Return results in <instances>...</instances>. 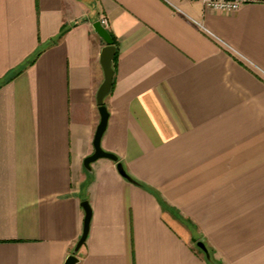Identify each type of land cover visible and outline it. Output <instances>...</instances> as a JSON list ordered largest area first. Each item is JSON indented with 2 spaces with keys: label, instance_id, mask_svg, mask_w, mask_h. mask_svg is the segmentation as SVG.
<instances>
[{
  "label": "crops",
  "instance_id": "1",
  "mask_svg": "<svg viewBox=\"0 0 264 264\" xmlns=\"http://www.w3.org/2000/svg\"><path fill=\"white\" fill-rule=\"evenodd\" d=\"M104 18L102 147L138 183L84 164ZM84 200L77 264H264V0H0V264H64Z\"/></svg>",
  "mask_w": 264,
  "mask_h": 264
},
{
  "label": "water",
  "instance_id": "2",
  "mask_svg": "<svg viewBox=\"0 0 264 264\" xmlns=\"http://www.w3.org/2000/svg\"><path fill=\"white\" fill-rule=\"evenodd\" d=\"M94 29L96 33L104 40L105 46L103 47L101 54H100V63L104 72V80L101 83L98 92H97V103L99 106V113H100V122L97 126L95 137H94V152L90 156L86 157L84 160V164L87 169H91V164L95 162L98 159L101 158H108L113 161L117 162V168L118 171L128 180L133 181L131 176L126 172L124 165L122 162L119 161L118 156L114 153L108 152L103 149L102 147V137L106 131L110 113L105 105V99L111 92L113 81H114V57L116 53V45L114 44V40L112 38L111 33L105 27L101 21H97L94 23ZM82 207L85 211V218H84V229L83 233L79 239V241L76 244V247L72 254H70L64 264H77L80 261L79 256L77 253L81 249V247L84 245L88 238L89 230H90V222L92 218V208L88 200H84L81 203ZM198 247L201 248L206 258L211 261V254L207 246L204 244V242L199 241L197 243Z\"/></svg>",
  "mask_w": 264,
  "mask_h": 264
},
{
  "label": "built area",
  "instance_id": "3",
  "mask_svg": "<svg viewBox=\"0 0 264 264\" xmlns=\"http://www.w3.org/2000/svg\"><path fill=\"white\" fill-rule=\"evenodd\" d=\"M206 8L221 12H235L238 11L243 5L259 3L263 0H201ZM102 24L106 25L107 20L102 19Z\"/></svg>",
  "mask_w": 264,
  "mask_h": 264
},
{
  "label": "trees",
  "instance_id": "4",
  "mask_svg": "<svg viewBox=\"0 0 264 264\" xmlns=\"http://www.w3.org/2000/svg\"><path fill=\"white\" fill-rule=\"evenodd\" d=\"M65 31V28H64V30H62V33L61 34H63V32ZM112 35V34H111ZM112 38H113V40H114V44L116 45L117 44V40L115 39V37L112 35ZM116 59H117V53H115V57H114V61H113V65H114V63L116 62ZM114 82V81H113ZM135 180H133V182H134ZM136 182V181H135ZM136 183H138V182H136Z\"/></svg>",
  "mask_w": 264,
  "mask_h": 264
}]
</instances>
